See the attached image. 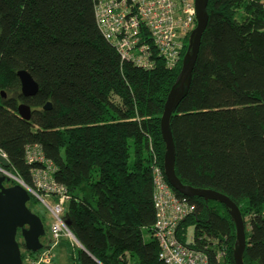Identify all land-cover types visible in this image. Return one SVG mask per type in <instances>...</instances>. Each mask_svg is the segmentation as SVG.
Wrapping results in <instances>:
<instances>
[{
  "label": "trees",
  "instance_id": "1",
  "mask_svg": "<svg viewBox=\"0 0 264 264\" xmlns=\"http://www.w3.org/2000/svg\"><path fill=\"white\" fill-rule=\"evenodd\" d=\"M208 13L189 94L171 119L176 172L183 184L239 206L244 263L264 264V0H209ZM188 43L174 69L157 57L145 70L122 63L97 25L94 0H0V147L6 167L29 186V146L57 168L83 246L71 264H165L153 177L156 165L164 169L161 119ZM21 70L39 84L35 96L22 94ZM23 103L32 108L28 121L18 113ZM31 200L30 209L38 202ZM188 200L197 209L181 223L180 240L212 257L224 248L220 264H236L227 208Z\"/></svg>",
  "mask_w": 264,
  "mask_h": 264
},
{
  "label": "built area",
  "instance_id": "2",
  "mask_svg": "<svg viewBox=\"0 0 264 264\" xmlns=\"http://www.w3.org/2000/svg\"><path fill=\"white\" fill-rule=\"evenodd\" d=\"M196 0H94L97 25L104 38L116 49L122 63L150 70L157 57L169 69L180 63L187 37L197 27ZM26 159L33 167V185H27L6 167L7 153L0 148V177L22 185L31 196L42 201L53 218L51 237L42 242L36 253L26 251L24 264H55L54 248L64 240L82 248L66 224L70 195L55 178L57 168L46 159L42 148L35 144L27 148ZM153 200L156 210L155 237L159 243V258L165 264H220L225 250L214 257L184 244L179 237L181 223L196 212V205L187 197L180 198L170 186L164 170L154 168Z\"/></svg>",
  "mask_w": 264,
  "mask_h": 264
},
{
  "label": "water",
  "instance_id": "3",
  "mask_svg": "<svg viewBox=\"0 0 264 264\" xmlns=\"http://www.w3.org/2000/svg\"><path fill=\"white\" fill-rule=\"evenodd\" d=\"M197 27L189 37L188 49L183 58L182 69L167 97L164 113L161 119V132L166 144L164 157V173L171 187L187 198H203L223 204L229 211L236 226V243L234 258L236 264L244 263V252L247 246L246 226L239 206L227 195L210 189H197L182 183L176 172V146L171 128V119L181 102L189 94L194 69L199 57L203 34L208 26L209 0H196ZM21 81L22 94L25 97L35 96L39 91V84L32 75L25 70L18 72ZM48 103L45 109H50ZM19 116L30 120L32 108L27 104L18 107ZM10 179L0 177V264H24L21 247L17 241L18 231L24 239L26 250L37 252L43 248L41 239L46 231L40 216L28 206L31 194L19 184L5 186ZM66 224L70 227V219L66 217Z\"/></svg>",
  "mask_w": 264,
  "mask_h": 264
},
{
  "label": "rangeland",
  "instance_id": "4",
  "mask_svg": "<svg viewBox=\"0 0 264 264\" xmlns=\"http://www.w3.org/2000/svg\"><path fill=\"white\" fill-rule=\"evenodd\" d=\"M36 200L38 199L36 198ZM30 207L34 213L38 214L44 220L46 235L43 241L47 240L48 243L51 237V225L53 224L52 214L49 208L40 200H38V202L34 203L33 205L31 204ZM193 235H194V227L192 226L189 228V241H191ZM146 239L147 240L149 239L148 235L146 236ZM50 245L54 247L52 251L55 255L56 264H71L70 253L75 248H73L74 246L70 245V242L68 240L62 241V243H60V245H58L57 247L55 246V244L52 243H50ZM22 253L23 254L25 253V248H22Z\"/></svg>",
  "mask_w": 264,
  "mask_h": 264
},
{
  "label": "flooded vegetation",
  "instance_id": "5",
  "mask_svg": "<svg viewBox=\"0 0 264 264\" xmlns=\"http://www.w3.org/2000/svg\"><path fill=\"white\" fill-rule=\"evenodd\" d=\"M12 185H13V184H12L11 182H5V186H6V187H10V186H12ZM43 238H44V237H43ZM17 241L19 242V245H20V247H21V250H22V248H25V250H26L25 243H24V239H23V236H22L20 230L18 231V234H17ZM24 254H25V253H24ZM22 255H23V253H22Z\"/></svg>",
  "mask_w": 264,
  "mask_h": 264
},
{
  "label": "bare ground",
  "instance_id": "6",
  "mask_svg": "<svg viewBox=\"0 0 264 264\" xmlns=\"http://www.w3.org/2000/svg\"><path fill=\"white\" fill-rule=\"evenodd\" d=\"M188 38H189V37H188ZM33 145H34V144H33ZM0 148H1V147H0ZM26 152H27V151H26ZM156 158H157V156H156ZM155 160L158 161V159H155ZM7 163H8V162H7ZM156 164H157V163H156V161H155V165H156ZM155 165H154V166H155ZM154 166H153V167H154ZM156 166H158V165H156ZM10 167H11V166H10ZM160 167H161V166H160ZM162 169H163V168H162ZM32 170H33V169H32ZM163 170H164V169H163ZM16 171H17V170H16ZM13 172H14V171H13ZM16 173H17V172H16ZM31 178H32V177H31ZM30 180H31V179H30ZM24 181H25V180H24ZM25 182H26V181H25ZM32 182H33V181H32ZM31 184H32V183H31ZM67 209H68V208H67ZM184 222H185V221H184ZM154 226H155V225H154ZM181 227H182V226H181ZM183 228H184V226H183ZM184 229H185V228H184ZM180 230H181V229H180ZM179 232H180V231H179ZM181 232H182V231H181ZM180 235H181V234H180ZM180 235H179V236H180ZM180 237H181V236H180ZM180 239H181V238H180ZM193 242H194V241H193ZM215 243H216V242H215ZM158 244H159V243H158ZM186 244H187V243H186ZM70 245H71V244H70ZM215 245H216V244H215ZM82 247H83V246H82ZM73 248H75V247H73ZM191 248H192V246H191ZM195 249H197V248H195ZM223 249H224V248H223ZM217 250H218V249H217ZM21 251H22V250H21ZM23 251H24V250H23ZM74 251H75V250H74ZM159 251H160V250H159ZM218 251H219V250H218ZM218 251H217V252H218ZM217 252H216V253H217ZM73 253H74V252H73ZM71 254H72V253H71ZM74 254H75L74 256L76 257V253H74ZM22 256H23V255H22ZM72 257H73V256H71V259H72ZM23 258H25V257L23 256ZM73 258H74V257H73ZM73 260H74V259H73Z\"/></svg>",
  "mask_w": 264,
  "mask_h": 264
}]
</instances>
